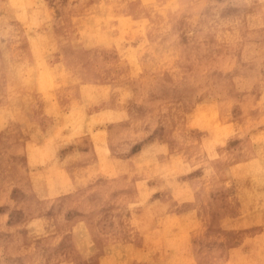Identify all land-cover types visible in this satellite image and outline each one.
Instances as JSON below:
<instances>
[{
  "label": "rangeland",
  "instance_id": "1",
  "mask_svg": "<svg viewBox=\"0 0 264 264\" xmlns=\"http://www.w3.org/2000/svg\"><path fill=\"white\" fill-rule=\"evenodd\" d=\"M158 1L19 0L13 5L0 0L2 54L26 58L43 50L53 69L67 67L69 81L43 80L32 105L36 136L24 124L28 118L18 116L23 106L16 108L12 124H0L4 262H17L3 258L8 230L26 229L35 248L49 238L52 251L63 253L67 240L58 233V218L82 226L91 212L108 218L102 225L108 235L101 249L90 241L79 247L81 264H216L232 241L234 256L248 254L252 263L264 257V183L253 202L246 195L252 178L222 176L230 166L225 159L216 170L212 156L220 153L210 144L247 162L255 175L264 174V0H164L165 7ZM178 10L173 23L171 14ZM44 28L64 33L51 39L38 33ZM195 31L210 34L216 53L222 36L237 44L238 60L218 72L224 93L216 92V80H203L206 90H199L204 85L189 83L184 74L176 48ZM83 61L84 66L75 65ZM88 74L92 86L83 90ZM82 91L94 97L87 96L84 106L78 100ZM205 99L214 108L227 104L217 127L189 117V106L201 110ZM150 100L156 110L148 113ZM22 201L37 209L28 222ZM156 202L178 230L167 229L159 217L151 223L149 239L132 218L143 213L145 203ZM168 236H175L177 248L166 242ZM135 240V253L124 257L127 242ZM75 241L79 246V236Z\"/></svg>",
  "mask_w": 264,
  "mask_h": 264
},
{
  "label": "bare ground",
  "instance_id": "2",
  "mask_svg": "<svg viewBox=\"0 0 264 264\" xmlns=\"http://www.w3.org/2000/svg\"><path fill=\"white\" fill-rule=\"evenodd\" d=\"M18 1L19 0H10V2L13 5H16ZM20 1H22L23 3L26 2V0H20ZM163 1L164 0H159L156 5H158L159 7H165V5H163ZM180 7L181 9L184 8L182 7V5ZM14 9L15 7L13 6V10ZM102 9L104 12H106L109 15L106 6H103ZM163 9L164 8H162V10ZM180 10L175 11L174 13L171 14L170 19L173 23L176 21L175 17H178L180 15ZM64 12L65 11H63L62 13ZM32 21L33 22L36 21V18H32ZM96 26L97 23L94 24V28ZM237 28L239 31H241L242 25L239 24ZM97 29L98 32H100L102 30V26H98ZM175 32L177 33L176 30ZM38 33H43L46 35L45 37L53 39V38H57L58 34L61 35L62 33H64V29L59 30L58 34L56 33V31L54 32V29L51 28L41 29ZM181 33L182 32H178V34H174V35L178 37V35L181 36ZM68 36L73 38V36L69 33ZM97 36H98L99 44L102 45L104 43L102 39L104 38H102V36L98 34ZM35 37H37V35ZM189 39H190L189 42L187 43L184 42L182 44H179L178 45L179 48H176L177 53L180 55L181 60L185 65L186 69L184 70V74L188 82L191 84L194 83L197 87L198 86L201 87L202 85H204L203 80L205 79L216 80L218 84L220 83V89L218 88V91L216 92L224 93L223 92L224 85L223 82H221L222 79H218L219 78L218 72L225 70L226 68H228L230 63L238 60L237 48L235 46L237 44L236 43L235 45L227 44L226 38L222 36L219 38V43L217 44L221 52L216 53L213 52V47H212L214 43L216 45V41L212 39L210 34L203 33L200 31H195L190 33ZM107 40L110 42L109 35L107 37ZM38 52L40 53V55L38 56L27 54L26 58L25 56L19 58V56L16 57L14 54L10 56L4 55L5 53L2 54V50H0V54H2L0 56V124L3 123V120H7L9 125L12 124L11 120L14 118V114L16 115V108L18 106H23L24 110L19 109L20 112H18V116L19 117L23 116L21 121H23L24 117L28 118V120L24 124L26 125L30 124V127L33 130V136H36L38 134L39 128L36 127V123L33 122L31 119V116L33 115L32 105L35 106V101L37 98L36 92L42 88L43 80L53 82L57 78L59 81L62 82L64 81L65 84H69L67 67L65 68L64 67L65 65L63 64L58 69H53L48 63V59L45 56L44 51L40 50ZM85 63L86 62L83 61L81 63H76L75 65L77 67H82L85 65ZM213 72H215V75H213L214 74ZM24 73L27 74L26 78H23ZM43 76H46V78L42 79ZM255 76L258 78V75L256 73ZM89 79L91 80L89 81ZM92 79H93V75L88 74L89 85H87L83 90L91 89ZM198 89L206 90V86L204 85V87ZM87 96L89 95L84 93V91L80 92V96L78 97V100L80 103H82L83 106L85 101L88 100ZM88 98L90 99L94 97L89 96ZM228 98L231 100V96H228ZM226 100L227 98L222 97L220 101H222L223 103ZM204 101L206 102H203L201 104L200 106L201 110L196 109L198 107L197 105L189 106L192 112L189 117L194 119L195 116H200L203 118V120L205 118L207 121L209 120L213 124L218 123L223 115L224 110L226 109L227 104L225 103L224 105H222L221 103L218 107L214 108V104L209 102L207 99H205ZM147 106L149 108L148 113L149 111L156 110L155 104L151 100ZM245 107L247 108L248 104H246ZM84 111H87V109ZM152 114L153 113L151 112L150 115ZM141 115L143 119L148 117L147 113ZM212 123L211 126H213ZM217 125L218 124H216V127ZM26 130L27 129H25L24 131L25 133H27ZM57 134L58 133L53 132L52 135H57ZM215 134L218 133L215 132L214 135ZM211 135L209 137V141L211 140ZM83 136L86 138V135ZM87 139H90V137L88 136ZM210 144L212 150L215 153H220L219 156H212V159L214 160V162H216V163L213 162V164L215 165L217 164L216 170L218 171L222 170V165L225 163V159H226L227 161L226 163L230 166L229 167L230 170H227L226 169L227 167L225 166V168L221 171L220 174L222 176L227 174L236 175L239 177L240 180L242 179L247 180L252 178L251 183L246 189L248 193L246 195L250 197L253 202L254 200L259 199L258 191L260 185L264 183V174L255 175V173L252 171L251 168H246L248 167L247 162L244 164L241 161L234 160L233 157L227 155L226 150L221 145L216 146L211 142ZM247 173L249 176H245ZM263 173H264V169H263ZM217 175L219 177L218 173ZM241 186L242 185H239L240 188ZM241 193L242 191L239 192L240 195ZM141 202L142 203L145 202V198H143ZM21 204L24 206V210H25V211L23 210L25 213L24 222H28L37 213V209L31 203H25L22 201ZM94 208H96V206ZM162 210L163 209L160 203L156 202V204L153 205L145 203L143 213L138 217L132 218V222L136 224L137 228H141L144 235L145 236L147 235L149 239L151 237V233L149 231L151 223L152 221H155V219L159 217L162 218L164 225L167 229L171 228L174 230L176 229L178 230L176 223H171L170 217L168 215L165 216L163 213H161ZM107 219L108 218L105 216H101V215L97 216L96 213L91 212L90 214H88V216L85 219H83L84 223L82 224V226H79L78 221L76 220L74 222H65L63 218L59 217L58 220L56 221V227L58 233L63 238L64 243L67 240V247L65 248L63 253L61 252L55 253L52 251L51 248L52 242L50 241L49 238L43 240L39 248H35L33 242L31 241L32 238L29 236L26 229H22L20 231L15 228L13 230H8V238L7 241L4 243V248H3L5 255L3 258L9 257V259L17 260V262L9 263V262H4L2 259H0V261H2L3 264H43L47 260H48L47 264H81L80 262L81 247L84 246L85 248L90 241L92 245L94 244L93 246L94 248L101 249L106 243L108 232L102 225ZM249 220H251V218ZM85 233L88 235L87 240L83 239ZM102 235L105 237H102ZM31 236L33 237V235ZM75 236H79L80 238L79 246L75 241ZM173 237L175 236L166 237L165 238L167 239L166 242L172 244L175 248H177L178 240H171V238ZM135 243L136 240L134 242L128 241L126 247L132 248V246ZM234 244L237 243L232 241L229 247L225 248L223 255L220 257V259L216 260V264H264V257H262L260 261L252 263L250 259L251 256L248 254L237 253L238 255L234 256L233 253L236 252L232 251V248H230ZM128 248L124 252V257L129 256L130 253L131 254L135 253V248H137V244H135L133 248L130 250H128ZM172 257L174 259H177V253L172 252ZM0 258H2L1 255ZM193 263L198 264V262H195L194 260Z\"/></svg>",
  "mask_w": 264,
  "mask_h": 264
}]
</instances>
